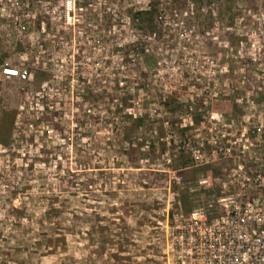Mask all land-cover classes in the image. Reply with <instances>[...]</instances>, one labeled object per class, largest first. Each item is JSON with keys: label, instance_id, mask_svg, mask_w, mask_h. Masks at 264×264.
I'll return each mask as SVG.
<instances>
[{"label": "rangeland", "instance_id": "1", "mask_svg": "<svg viewBox=\"0 0 264 264\" xmlns=\"http://www.w3.org/2000/svg\"><path fill=\"white\" fill-rule=\"evenodd\" d=\"M152 1L0 0V264H166L264 205V0Z\"/></svg>", "mask_w": 264, "mask_h": 264}, {"label": "built area", "instance_id": "2", "mask_svg": "<svg viewBox=\"0 0 264 264\" xmlns=\"http://www.w3.org/2000/svg\"><path fill=\"white\" fill-rule=\"evenodd\" d=\"M6 77L27 78L26 70L5 64ZM194 214V213H193ZM166 251V264H264V205L231 203L224 214L185 220Z\"/></svg>", "mask_w": 264, "mask_h": 264}, {"label": "trees", "instance_id": "3", "mask_svg": "<svg viewBox=\"0 0 264 264\" xmlns=\"http://www.w3.org/2000/svg\"><path fill=\"white\" fill-rule=\"evenodd\" d=\"M181 1H183L184 4H186L187 2H191L192 4H195V5H200L203 2V0H181ZM158 4H159L158 0H154L150 3V6L148 9L138 11L136 13L138 16L137 20H139V19L142 20V19L146 18V19H144L145 21L147 20V21H149V23H150V21L152 22L154 20L155 15H156V12L158 9L157 8ZM35 22L39 26L40 22H41L40 18L35 20Z\"/></svg>", "mask_w": 264, "mask_h": 264}]
</instances>
